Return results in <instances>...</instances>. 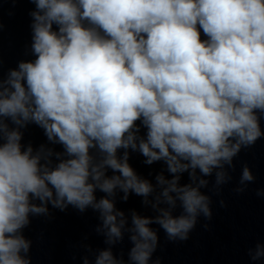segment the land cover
Returning <instances> with one entry per match:
<instances>
[{
  "label": "clouds",
  "instance_id": "clouds-1",
  "mask_svg": "<svg viewBox=\"0 0 264 264\" xmlns=\"http://www.w3.org/2000/svg\"><path fill=\"white\" fill-rule=\"evenodd\" d=\"M32 2L35 59L0 81V264H30L21 255L30 242L20 230L30 213H47L48 203L98 210L106 242L121 240L124 213L108 197L119 188L127 200L131 190L147 204L154 191L129 165L127 151L118 157L129 148L148 164L164 160L173 174L157 176L162 190L153 208L160 215L132 214L130 260L149 264L158 241L150 224L186 240L199 214L211 218L200 191L208 181L197 170L210 176L220 169L215 185L227 182L224 165L264 136V0ZM7 121L42 127L63 146L59 162L52 166L51 150H22L21 132ZM107 169L119 175L108 177ZM186 171L193 183L180 185ZM253 179L245 166L241 183ZM97 189L107 195L97 200ZM178 202L182 214L174 216ZM261 256L258 247L254 259ZM95 264L123 262L106 250Z\"/></svg>",
  "mask_w": 264,
  "mask_h": 264
}]
</instances>
